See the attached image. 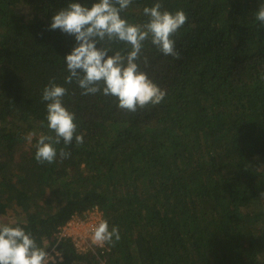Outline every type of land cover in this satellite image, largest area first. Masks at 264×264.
Wrapping results in <instances>:
<instances>
[{"label": "trees", "instance_id": "16d2710c", "mask_svg": "<svg viewBox=\"0 0 264 264\" xmlns=\"http://www.w3.org/2000/svg\"><path fill=\"white\" fill-rule=\"evenodd\" d=\"M71 2L0 0V223L56 249L49 264H264L260 0H159L162 10L187 15L174 37L180 58L145 42L141 70L167 94L135 113L65 84L75 40L49 26ZM156 2L133 0L123 18L146 23L143 9ZM52 79L68 89L63 103L84 143L61 141L70 158L41 164L36 143L54 135L41 99ZM94 208L121 239L82 252L60 232Z\"/></svg>", "mask_w": 264, "mask_h": 264}, {"label": "clouds", "instance_id": "9594fccd", "mask_svg": "<svg viewBox=\"0 0 264 264\" xmlns=\"http://www.w3.org/2000/svg\"><path fill=\"white\" fill-rule=\"evenodd\" d=\"M132 3L133 0H96L89 7L77 0L52 17L49 30L59 29L75 40L65 57L70 73L65 84L75 82L84 96L97 93L112 96L119 109L135 113L149 105L161 104L167 94L141 70V59L145 64L149 62L144 55L145 42L150 40L163 55L179 59L174 37L186 24L187 15L183 10L175 13L162 10L163 5L157 0L143 9L148 21L133 24L122 15ZM255 21L259 29H264V0H260ZM120 42L129 46V50H113L111 45ZM67 94L68 89L54 79L42 91L47 127L54 135L42 134L36 143L35 159L41 164L56 162L58 155L62 160L70 158V152L57 149L61 141L66 146L74 140L77 145L84 143L83 135L77 132L76 114L64 106ZM33 135L29 133L25 138L30 142ZM92 239L99 246H114L121 239L120 230L118 226L110 227L104 219L95 226ZM50 259L49 252L36 242L31 232L18 224L0 223V264H49Z\"/></svg>", "mask_w": 264, "mask_h": 264}, {"label": "built area", "instance_id": "2783aa9c", "mask_svg": "<svg viewBox=\"0 0 264 264\" xmlns=\"http://www.w3.org/2000/svg\"><path fill=\"white\" fill-rule=\"evenodd\" d=\"M101 220H104L102 212L98 208H94L83 216H74L69 220L62 227L60 236L71 237L76 248L82 252H97L100 249H105L106 244L104 246H99L94 243L92 239L95 226L98 225ZM49 255L51 257L50 260L53 261L56 260V257L60 256L56 249H52Z\"/></svg>", "mask_w": 264, "mask_h": 264}]
</instances>
